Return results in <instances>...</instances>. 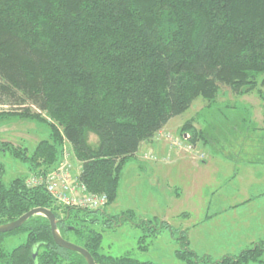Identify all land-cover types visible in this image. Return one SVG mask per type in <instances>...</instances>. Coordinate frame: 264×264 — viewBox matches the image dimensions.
Masks as SVG:
<instances>
[{
  "label": "trees",
  "instance_id": "1",
  "mask_svg": "<svg viewBox=\"0 0 264 264\" xmlns=\"http://www.w3.org/2000/svg\"><path fill=\"white\" fill-rule=\"evenodd\" d=\"M221 84L239 93L257 87L264 99V0H0V104L17 97L39 109L4 110L0 121L36 119L51 129L32 152L10 143L3 147L44 175L58 164L68 141L82 162L79 181L89 193L107 196L97 209L59 203L44 185L29 184L28 175L5 183L0 163V225L44 207L55 214L60 234L74 237L96 264H161L103 253V233L93 225L99 213L114 218L107 208L142 143L197 98L215 101ZM191 126L186 123L183 131ZM192 132L195 142L199 133ZM155 221L140 225L152 235L170 228L178 259L211 260L190 248L187 231ZM21 235L25 241L7 251L6 237ZM263 254L260 240L217 264L264 262ZM0 263L87 264L56 244L49 220L40 214L0 233Z\"/></svg>",
  "mask_w": 264,
  "mask_h": 264
},
{
  "label": "rangeland",
  "instance_id": "2",
  "mask_svg": "<svg viewBox=\"0 0 264 264\" xmlns=\"http://www.w3.org/2000/svg\"><path fill=\"white\" fill-rule=\"evenodd\" d=\"M9 102L0 104V112L21 111L25 107L39 111L32 101L23 105L13 97ZM188 122L192 129L183 131ZM193 129L199 133L195 142ZM50 132L47 123L36 119L13 117L0 121V163L5 167V183L19 176L29 174L30 179L42 173L30 170L28 163L14 157L3 145L27 147L32 152L41 140L49 138ZM155 138L165 140L187 166H182L184 171L180 173L178 162L173 161L165 170L151 175L139 169L138 164L140 159L156 158V154L149 150V144L142 146L137 153L139 158L132 157L124 166L116 201L107 208L114 218L99 213L98 223L93 225L103 233V253L161 264H187L175 256L179 245L170 228L162 227L157 235H152L147 225H140L144 220L155 223V218L169 222L175 229L188 228L190 248L199 258H211L199 264H217L226 255L250 248L252 241L264 240V195H259L264 192V99L257 87L239 93L221 84L215 101L197 98ZM90 141L95 144L97 135H90ZM62 166L72 176L81 171L82 162L68 141L54 169ZM246 196L251 200L240 204ZM236 202L237 210L228 208ZM128 211L133 212L131 219L118 217ZM25 239V235L7 236L4 247L11 251ZM261 260L264 261V254Z\"/></svg>",
  "mask_w": 264,
  "mask_h": 264
},
{
  "label": "built area",
  "instance_id": "3",
  "mask_svg": "<svg viewBox=\"0 0 264 264\" xmlns=\"http://www.w3.org/2000/svg\"><path fill=\"white\" fill-rule=\"evenodd\" d=\"M28 183L44 185L59 203L90 209L102 208L107 203L105 193H89L86 186L79 181L78 176L70 175L67 167L64 166L44 175H35L28 180Z\"/></svg>",
  "mask_w": 264,
  "mask_h": 264
},
{
  "label": "crops",
  "instance_id": "4",
  "mask_svg": "<svg viewBox=\"0 0 264 264\" xmlns=\"http://www.w3.org/2000/svg\"><path fill=\"white\" fill-rule=\"evenodd\" d=\"M171 121H172V119L168 122V124L162 130H160V132L163 131V130H165L166 128H168L170 126ZM181 126H182V123L179 124L178 128L181 127ZM145 143H147V144L150 145V149L149 150H152L156 154V158L153 155L154 157L150 156V158L140 159L139 160V164H138V168L139 169H142L143 168V169H145L146 171H148L152 175L157 170L160 171V172L163 171V170H165L167 168L165 166H170L171 164L174 163L173 161H176V162H178L176 164L177 165V168L180 169L181 171L178 170V169L177 170L180 173L182 171H184V170H182V166L183 167H186L187 166V163L183 161L184 159H182V160L178 159L177 154L174 153L175 150L174 149H171L170 146L165 143V140H163V139H157V138L154 137L151 140L144 141L142 143L141 147H140V150H141L142 146ZM135 158H139L138 157V154H136V157ZM259 195H264V192L260 193ZM246 197L247 198L245 200H244V198L241 199L240 204L245 203V201L247 202V201H250L251 200V198H248V196H246ZM238 205H239V202H236V203H233V204H229L228 205V208L229 209H234V211H235V210H237ZM177 229L182 230V231H187V233H188V230H186L188 228L185 229L184 227H182V228H177ZM188 237H189V235H188ZM254 243H256V241H252V244H254Z\"/></svg>",
  "mask_w": 264,
  "mask_h": 264
},
{
  "label": "water",
  "instance_id": "5",
  "mask_svg": "<svg viewBox=\"0 0 264 264\" xmlns=\"http://www.w3.org/2000/svg\"><path fill=\"white\" fill-rule=\"evenodd\" d=\"M38 214L45 216L49 220L50 225H51L52 236L57 245L79 253L85 258L87 264H96L93 255L86 248L72 241L66 240L60 234V231L58 229V220L55 214L50 209H47L44 207H37V208L31 209L30 211L23 214L18 219L11 221L9 223L0 225V233L12 232L15 229L21 227L29 218H31L34 215H38Z\"/></svg>",
  "mask_w": 264,
  "mask_h": 264
}]
</instances>
